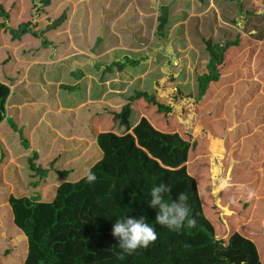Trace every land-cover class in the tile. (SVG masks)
<instances>
[{
  "label": "rangeland",
  "instance_id": "rangeland-1",
  "mask_svg": "<svg viewBox=\"0 0 264 264\" xmlns=\"http://www.w3.org/2000/svg\"><path fill=\"white\" fill-rule=\"evenodd\" d=\"M23 1H30L28 21L38 25L35 29L43 28L49 21L56 20L66 12V21L58 29L44 35L52 45L44 49L40 46V41L34 38L32 47L35 50L34 53L42 49L46 54L51 55L58 50H63L71 53L69 57L84 56L76 59L69 66H65L64 62L46 66V59H35L41 62L44 67L42 71L37 69L40 72H34L37 77L36 82L45 88L46 93L54 92L63 98L67 96L76 100L84 96L83 84H85L87 85L86 92L91 97L92 92L98 91L97 87L100 86L97 85L95 88L97 75L104 69V66H100L99 71L96 72L95 64L99 62L110 64L112 60H120V55L125 53L134 60L144 55L147 56V59L141 63L144 68H141L139 73L137 69L132 71L129 67L122 72L113 69L110 76L115 79L106 81L105 86L108 91L103 94L106 101L101 100L98 101L100 105L93 104L87 107V110L84 111L87 121H68L66 123L67 129H73L75 132L77 128L83 130L81 133H84L88 139L96 138L97 130L90 124V120H92V118L89 119L90 114L97 111L105 114V109L119 112L122 106L127 103L124 98L132 95L133 89L154 94L157 101L172 108L173 111L165 115L159 113L156 106L140 99L134 102L122 116L121 119L129 123V131L124 135L122 145L124 158L122 161L129 173H126V180L120 178L124 182L126 181V184L124 187V182H122L124 190L118 195L125 197L133 188L144 189L145 186L141 182L140 176L146 170L160 171L163 175L164 170L172 171L180 167L183 170L186 167V170H189L188 176L194 177L195 169L205 168L208 174L206 175L205 171L204 177L199 176L198 181L200 183L204 181L208 185L209 181H214V179L218 181V184L226 183L225 179L228 178V173L222 174L221 167L218 173L214 172L211 175L212 167L219 168L220 165L229 167L246 157H249V160L244 162L247 168L261 167L260 172L264 169L263 148L252 149L251 152L254 137L259 136L264 128L263 121L259 125L260 118L264 116V82L260 88V79H264V0H239V5L234 0H205V4H201L197 0H51L47 8L42 7L41 0ZM31 1L34 3V7ZM18 2L19 0H6V7L9 6L13 9L18 6ZM160 5L170 6L169 23L165 27L166 35L162 39L155 34ZM35 7L40 13L42 12L41 18L36 11L34 12ZM101 11L104 13L108 11V13L101 15ZM17 14L16 11H12V26L9 27L13 28L21 23V21L16 22ZM113 16H116V19ZM234 20L235 22H233ZM0 21H2L1 17ZM120 22L123 25H119ZM128 25L133 26L128 27ZM220 29L224 30V33H221ZM236 34L239 36L238 46L225 52L223 64L219 67V80L210 83L200 103L193 104L196 96V77L205 73L206 39L211 37L215 42L222 43L228 39L234 40ZM133 35L137 38L134 39ZM99 37L105 41L101 39V43L96 44ZM141 38L143 39L141 40ZM3 40L2 35L0 42ZM23 48L28 47L25 45ZM20 51L18 50V53ZM8 58L10 57L0 60H8ZM62 65L66 67V70L62 69L64 66L59 68ZM75 67L87 68V75L85 79L79 81L81 85L69 93L60 88L63 83H54L53 79L68 80L70 77L66 73ZM11 78L16 81L22 79L14 71L11 73ZM72 83L77 84V82ZM10 86L14 90L17 85ZM28 97L33 98L34 102L49 101L50 99L42 94L37 95L32 86L28 89L23 88L22 102H27ZM248 100L253 102H245ZM242 108L246 111L245 114H240L239 110ZM24 110H28V108L26 107ZM137 113L138 116H135ZM112 117L108 115L104 121L108 124L113 123L112 125L120 132H125V129L120 125V118L111 121ZM36 121L37 116L33 114L26 122L31 125ZM235 122L240 125H235ZM17 124L20 125V122ZM22 125V134L27 138L26 124ZM46 126L44 122L37 125L30 142L28 139L26 140L29 143L26 148L22 146L19 138L17 139L12 133H9L14 138L9 142L14 143L16 155L24 153L20 154L17 160L15 159L17 164L14 163L13 157L12 161H7L8 156L11 157V155H8L10 154L6 144L8 140L3 139V134H1L4 124L2 123L0 126V264H22L26 257V240L20 237V231L11 223L8 198L10 196L20 198L39 195V201L49 202L52 199V194H55L54 187L47 183L43 185L45 181L43 179L38 181L37 186H31L39 176L28 168V158L33 154L32 149L35 148L33 146L36 137L38 138V135L47 129ZM144 127L151 128L155 134H164L161 136L170 140L172 145L183 141L188 145L187 152L185 151L186 153L183 155L181 152L175 154L174 151L162 153L171 158V164L175 167L164 165L169 161L163 162L159 158L161 153L155 155V158H159L164 163H161L160 167L149 163V157L145 162L141 161L139 166L127 159L129 154L128 158H131L135 152L131 153L130 151L132 145L140 146L144 138L141 129ZM62 132L61 136L64 137ZM244 133L250 143L239 140L230 145L226 154L215 150L216 146L212 142H216L217 145L223 136L228 139H237ZM42 134L45 139H50L48 132ZM100 140L103 143H108L109 137L102 135ZM73 144L58 139L54 142L52 157H48L43 163L37 159L32 163L34 166L45 168L44 166L55 161L54 167L61 172H67L64 177L67 181L72 182L86 171L90 161L94 162L99 156L94 145L85 148L83 141ZM75 148L85 151L79 159L63 165L62 161L67 159ZM247 148L249 149L245 152L244 150ZM143 151L148 152L146 148ZM253 155L254 157H252ZM151 156L150 154L152 161ZM177 159L179 164H177ZM242 165H236L240 175H235V179H239L242 186L236 187L235 183L231 181L222 194V200L228 197L223 203L221 201L220 204L223 207L220 209V207H216V203H213L210 208L213 211L208 212V219L211 220L209 222L218 239L227 241L234 233H239L250 239L257 248L259 259L264 263L262 258L264 256V176L249 173L246 171L247 169L244 170L241 167ZM178 171L181 170L178 169ZM57 176L63 177L59 174ZM210 176L215 177L210 179ZM108 188L112 190L111 187ZM201 188L204 187L201 186ZM116 189L119 190L120 186ZM211 191L212 188L209 185L208 192ZM115 194L113 190L112 192L97 191L95 196L104 205L109 199H113ZM244 195L248 197H244ZM84 202V206H90V197L86 196ZM121 203L119 201L117 205ZM260 211H262L261 216L259 215ZM86 212H89L88 214L93 218L95 217L94 214H91V210L88 209ZM94 220L97 219L94 218ZM152 244L154 242L150 245L152 246ZM143 251L144 248H139L138 252L134 253Z\"/></svg>",
  "mask_w": 264,
  "mask_h": 264
},
{
  "label": "trees",
  "instance_id": "trees-1",
  "mask_svg": "<svg viewBox=\"0 0 264 264\" xmlns=\"http://www.w3.org/2000/svg\"><path fill=\"white\" fill-rule=\"evenodd\" d=\"M50 1L41 0L42 7H47ZM197 1L201 4L206 2L205 0ZM234 1L239 5V0ZM169 10V5H160L158 8L160 15L156 19L158 24L155 34L161 39L166 35L165 27L169 23ZM36 12L39 13L40 11L36 9ZM65 13L56 20L49 21L43 28L35 29L37 24L30 21L18 24L16 28H11L8 26V14L0 8V17L2 18L0 30L10 36L11 42L20 41L23 36L30 35L38 39L40 46L46 49L52 44L44 36L45 33L58 29L66 21ZM107 13L108 11L106 13L101 11V15ZM119 25H123L122 22ZM132 26L128 25V27ZM220 31L224 33V30L220 29ZM133 38L137 37L133 35ZM101 39L105 41L99 37L96 44L101 43ZM212 39L208 37L205 41L204 52L207 57L205 73L196 77V96L193 104L200 103L210 83L219 80V67L223 64L225 52L230 48L237 47L239 43L238 34L234 40H222L224 41L222 43ZM80 57L84 56H74L70 64ZM146 59L147 56L144 55L134 60L125 53L120 55V60H112L110 64L103 62L95 64L96 72L99 71L100 66H104V69L97 75L95 84L100 86L95 85V88L97 87L98 91L92 92L91 97L100 99L108 91L105 85L108 79L114 81L115 77L110 76L113 69L122 72L129 67L132 71L137 69L139 73V70L144 68L141 63ZM86 69L75 67L66 74L72 80L79 82L87 75ZM57 81L59 80H53L55 83ZM79 86V83L73 84L70 81L61 84L60 88L70 93ZM1 99L2 96H0V117L2 112ZM140 99L156 106L159 113L167 115L173 111L170 106L157 101L154 94L133 89V94L124 98L127 103L122 106L121 110L111 114L116 119L122 118L131 105ZM6 122L10 129L18 133L19 138L23 139L21 129L11 119H6ZM141 131L144 138L140 146L146 148L148 153L152 155V161L149 157V163L155 164L156 167H160L159 163L165 161H169V163H163L164 165L175 167L171 164V158L162 153L174 151L175 154L181 152L183 155L187 152L188 145L184 141L172 145L170 140L161 136L164 134H155L151 128L144 127ZM21 142L26 146L25 140H21ZM158 153H161L159 158L163 162L159 158H155ZM136 156L139 157V161H142L141 154ZM36 157V153H33L28 158L29 170L39 176L38 180L31 184L33 187L37 186L38 181L45 175L44 171L33 165L32 161ZM143 161L145 162V159ZM177 164H179L178 159ZM176 170H164L163 175L160 171H144L140 176V180L145 186L144 189L133 188L127 196L122 197V203L116 207V212L119 215L116 217L127 219L128 215L129 218H135V215H138L139 218L143 216L145 222L154 227L158 236L152 246L149 245L144 248L142 253L126 255L124 260L117 259V253L120 251L117 247L119 241L106 239L101 232L97 231L96 221L98 219L94 220L86 211L80 210L82 201L91 192L94 182L88 183L81 178L76 182H63L56 188L55 194L49 202H40L36 196L20 198L10 196L8 203L12 213V223L26 239V257L22 264H263L259 259L255 244L250 239L239 233L232 234L227 241L215 236L212 224L203 213L195 179L185 172ZM58 173L60 176L67 175L65 171ZM160 183L171 186V192L165 194L166 202H175L180 193L188 197L186 202L189 208L188 218L195 219V227H189L186 221L179 231H173L155 222L158 208L149 207L150 192L153 187Z\"/></svg>",
  "mask_w": 264,
  "mask_h": 264
},
{
  "label": "crops",
  "instance_id": "crops-1",
  "mask_svg": "<svg viewBox=\"0 0 264 264\" xmlns=\"http://www.w3.org/2000/svg\"><path fill=\"white\" fill-rule=\"evenodd\" d=\"M23 2H24L23 0H19L18 6L14 7L12 9L9 6H8V8L6 7V0H0V8H2L9 16L8 26H10V25L12 26V24H11V18H12L11 13H12V11H14V12L16 11L18 13L15 17L16 22H20V21H21V23L28 22V20H29L28 9H29V6H31V5H30V1H28V2L26 1L24 3ZM32 4L34 7L33 2H32ZM47 7H45V8H47ZM36 8L37 7L34 8V12L36 11ZM34 12H33V14H34ZM36 13L38 16H40L39 18H41L42 12L41 13L36 12ZM22 19H24V20H22ZM0 23H2V21H0ZM21 23H18V24H21ZM17 25L13 28H16ZM2 35H3L4 40L2 42H0V53H2V54H0V59H2L4 57H8V56L10 57V58H8V60H5L7 58L0 60V96H2V99H1V102H2L1 103V111L2 112H1V117H0V126L2 123L4 124V127H2V133L1 134H3L2 135L3 139L8 140L6 142V144H7V147L9 148V151H10V154H8V155H11V157L8 156L7 161H9V162L12 161V157H13L14 163L17 164L16 160L18 159V156L20 154H24V153H20V154L16 155L17 151L14 149V143L12 144V142H9V140H14V138L12 136H10L9 133H12L17 139L19 138V135H18V133H16L15 131L10 129V127L8 126V124L6 122V119L7 120L11 119L16 124V126L22 130H23L22 124L25 123L26 128H27V132H28V134H27L28 136H27V138H25L22 134V131H21V135H22L23 139H21V138H19V139L25 140V141L28 139L29 142H30V139L32 138V135L34 134V131H35L37 125L40 122H44L47 125L46 126L47 129L45 131H42V133L48 132L50 134V135L48 134L50 139H45L44 135L42 133L39 134L38 138L36 137V141L34 142L33 147H35V148L32 149V153H36V156H37L36 159L39 160L41 163H43V161L45 159H47L48 157H52L51 152L53 149V145H54V142L57 141L58 139H63L66 142H70L72 144L74 142H82L83 141L84 142L83 147L85 146V148L94 145V148L98 151V155H99L98 159H95L94 162L90 161L89 165L86 168V170L90 168L91 171L96 176V180L93 183V188H92L90 194L88 195L91 199V205L87 206V207H86V205L84 206V204H85L84 201L86 199V197H85L84 200L82 201L81 206H80V210L81 211H87L88 209L91 210L92 211L91 214L95 215L94 218L98 219V221H96L97 222V231L101 232L105 236L106 239H116L117 241H119L118 238H116L112 235V228H113L114 224L116 223V221L125 220V218L116 217V216H119L116 212L117 211L116 207L118 206L117 203L119 201L122 202V195H118V194L123 191V186L125 187V184H126V181L124 182V180L127 179L126 173H129L128 170L126 169V166L123 164V161H122V160H124V158L122 156V145H123L124 135L127 134L129 131V123L125 122L123 119L120 118V125H121V127H123L125 129V132H120L116 127H114L112 125L113 123L108 124L104 121L108 115L110 117L113 116L111 113H118V112H115V111H112L109 109H105V114H103L101 111H97V112L90 114V117H89V119L92 118V120H90L91 126L95 130H97L96 131L97 132L96 138L94 137L92 139H88L87 137L84 136V133H81V132H83V130H80L77 128L75 129V132H73V129H67L68 127L66 126V123L68 121L69 122H80L83 120L87 121V120H85L86 114L84 113V111L87 110V107H90L93 104L100 105L98 103V101L105 100L104 95H102V97H100V99H94L92 97H89L88 93L86 92L87 91L86 90L87 85H85V84H83L84 96L81 98H78L76 100L69 98L67 96H65L63 98V97L59 96L60 94H54V92L51 94L46 93L45 88L42 85L37 84L38 82H36L37 77H36L34 72L38 71L37 69H40V71H42L44 69V67L41 65V62H39L35 59H43V60L46 59V62H45L46 66L56 65V64L61 63V62H64L65 66H68L70 64V61L72 60V58L76 55L69 57V55H71V53L65 52L63 50H61V51L58 50L56 53H53L51 55L46 54V52L42 49H41V51H37L34 53L33 51H35V50L32 47H33V43L35 40H34V38L30 37L29 35H25L21 38L20 41H15V42H11L10 36L7 33L5 34L3 30H0V37ZM76 43H77V40H76ZM25 45H27L28 48H23ZM18 50H21L20 53H18ZM34 54H37V55H34ZM63 66L64 65L59 66V68H62ZM65 66L62 69L66 70ZM13 71L18 76H20V78H22L20 81H16L15 79L11 78V73ZM40 71H38V72H40ZM250 75H253V74H250ZM28 78H29V81H28ZM85 78L86 77L84 76L83 79H85ZM7 79H9V80L7 81ZM70 79L57 81L56 83H60V82L61 83H68V82H70L69 81ZM83 79H80L79 81H82ZM243 79H249V78H243ZM95 81H97V79ZM71 82L76 83V81H74L72 79H71ZM263 82H264V79H260V88H262ZM77 83H80V82H77ZM10 85H15V86L17 85L16 89L12 90ZM29 86L30 87L32 86L34 88L35 93L37 95L42 94L43 96H48L50 98L49 101L41 100L42 102H34L33 98L28 97L27 102H22L21 96H22L23 88L28 89V88H30ZM245 102H253V101L248 100ZM26 107L28 108V110H24V108H26ZM243 109L244 108L239 110L240 114L246 113V111H244ZM138 113L135 114V116H138ZM33 114H36L37 121L35 123H31V125H29L30 123H28L26 121L29 120ZM128 115H127V117H128ZM15 117H16V119H13ZM72 119H74V120H72ZM115 119L116 118L112 117L111 121L112 120L115 121ZM121 121H122V123H121ZM259 121H260L259 125L261 124L262 121L264 122V116H262ZM17 122H20V125L17 124ZM123 123L124 124L126 123V124L124 125ZM235 125L239 126L240 123L236 124V122H235ZM65 126H66L65 130L62 132V129ZM117 127H118V125H117ZM60 131L65 135L64 137L61 136L62 134ZM102 135H107V137H109L108 143H103L100 140V137H102ZM246 137H247L246 133H244L242 136L239 135V137H237V139H235V138L234 139H228L225 136H223L218 141L217 145H216V142L215 143L212 142V143L214 146H216V147H214L215 150H218L222 154H226L230 145L238 142L239 140L245 141V143H246V141L250 143V141L247 140ZM0 142H1V135H0ZM25 143H26V146L24 143H21L24 145V146L22 145L24 148H26L29 145V143H27V141ZM245 143H244V145H245ZM251 146H252L251 152H252V149L256 150V148L258 150L260 148H263V150H264V128L262 129V133L259 134V136L254 137L253 144ZM248 149L249 148L245 149L244 151L247 152ZM143 150H145V148H143L142 146H138V144H133L130 151H131V153L133 151H135V152H133L131 158H128L130 155L129 154L127 159L132 160V162L137 166L141 165L140 164L141 161H139V157L136 155L141 154L142 155V161L144 159L146 160V158L150 157V154L148 152H144ZM84 151L85 150L75 148L73 150V152L71 154H69L67 159L62 161V164L64 165L66 163H72L74 160L79 159V157L84 153ZM1 156H2V154H1ZM252 157H254V155ZM248 160H249V157H246L242 160H238L236 164H233L229 167H228V165H224V166L220 165L219 168H215V167L211 168V175L214 174V172L218 173L221 168H222V174L223 175L228 173V178L225 179L227 181L226 182L227 184L225 182L224 183L220 182L218 184V181H216V179L213 178L215 176H210V179H214V181H209L210 183H208V185H206L204 181L202 183H200L198 181L199 176L204 177L205 171H206V175H207L208 174L207 170L205 168H199V169L194 170V173H193L194 177L193 178L196 180L198 194L200 197L203 213L207 219L209 218L208 212L213 211L212 209H210L213 206V203L214 204L216 203V207H220V209H221V207H223V206H221L222 204H220V203H221V201L223 203L224 200L227 199L228 197H225L224 200H222V194H223L224 190L227 188V185L231 181L235 183L236 187L242 186L241 183H239V181H238L239 179L238 180L235 179L236 174L240 175L238 168L236 166L237 164H243L241 167L244 170L247 169L246 171L249 173L256 174V175L261 174L262 176H264V169H262L261 172L259 171L261 167L247 168L244 165V162L248 161ZM54 164H55V161H52V162H50V164L44 166L45 168H41L38 165H37V167L40 168L41 171L45 172V175L42 178L43 180H45L43 182V185L45 183H47L48 185H51L52 187H54V190H56V188L61 183L70 182V181H67V179H66V177H64V175H63V177L57 176V174H59L58 172H61V171L57 170V168L54 167ZM159 164L161 165V163H159ZM113 165L116 167H114ZM178 169H180L183 173L185 172L187 175L189 174L188 173L189 170H186V167H184L183 170H182V167H180ZM175 171H177V170H175ZM85 172L81 176L77 177L72 182L78 181L82 176L85 175ZM120 178H122L124 180H122ZM240 181L243 182V180H240ZM122 182H124L123 186H122ZM209 185H210V188H212L211 192H208ZM118 186H120L119 190L116 189ZM201 186H203L204 188H201ZM108 187H111L113 192H115L117 195L115 194V197L113 199H109V201H107V204L102 205L103 202H101L95 196V193L97 191H99V192L111 191L112 192V190L109 189ZM231 193H232V191H231ZM53 196H54V194H52V198H53ZM36 197H38V201H39L40 196L37 195ZM244 197H248V196L244 195ZM262 211L259 212L260 216H261ZM10 212H11V210H10ZM10 212H9V215L11 216L10 220L12 223V213L10 214ZM129 217L130 216L128 215L127 218H129ZM135 218L138 219L139 216L135 215ZM208 220L211 221L210 219H208ZM19 234L21 235V236L19 235L21 238L25 239V237L23 236V234L21 232ZM262 258L264 259V256Z\"/></svg>",
  "mask_w": 264,
  "mask_h": 264
},
{
  "label": "clouds",
  "instance_id": "clouds-1",
  "mask_svg": "<svg viewBox=\"0 0 264 264\" xmlns=\"http://www.w3.org/2000/svg\"><path fill=\"white\" fill-rule=\"evenodd\" d=\"M88 183L96 180L91 169H87L85 175L81 177ZM171 192V186L160 183L153 187L150 192L149 207L158 208L155 222L173 231H179L187 221L189 227H195V219H189V208L187 206L188 197L180 193L175 202H166L165 194ZM112 235L119 240L117 259L124 260L126 255L133 254L138 248H147L157 240V234L150 224L145 222L141 216L138 219L127 218L123 221H116L112 228Z\"/></svg>",
  "mask_w": 264,
  "mask_h": 264
}]
</instances>
